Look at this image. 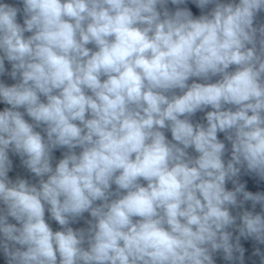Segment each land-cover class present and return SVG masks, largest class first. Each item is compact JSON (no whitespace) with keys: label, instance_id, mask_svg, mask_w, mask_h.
<instances>
[{"label":"clouds","instance_id":"1","mask_svg":"<svg viewBox=\"0 0 264 264\" xmlns=\"http://www.w3.org/2000/svg\"><path fill=\"white\" fill-rule=\"evenodd\" d=\"M0 264H264V0H0Z\"/></svg>","mask_w":264,"mask_h":264}]
</instances>
